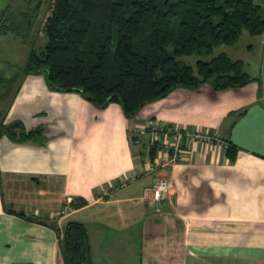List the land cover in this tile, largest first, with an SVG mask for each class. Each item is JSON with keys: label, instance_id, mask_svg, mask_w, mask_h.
<instances>
[{"label": "crops", "instance_id": "obj_1", "mask_svg": "<svg viewBox=\"0 0 264 264\" xmlns=\"http://www.w3.org/2000/svg\"><path fill=\"white\" fill-rule=\"evenodd\" d=\"M262 42L256 59L218 53L242 60L249 83L177 87L133 118L52 90L43 74L21 77L0 115L41 132L0 137V264H64L57 228L72 220L88 231L92 264H264ZM153 122L217 140L184 138L181 158L157 166L169 136ZM162 175L173 191L156 203Z\"/></svg>", "mask_w": 264, "mask_h": 264}, {"label": "trees", "instance_id": "obj_2", "mask_svg": "<svg viewBox=\"0 0 264 264\" xmlns=\"http://www.w3.org/2000/svg\"><path fill=\"white\" fill-rule=\"evenodd\" d=\"M41 4L37 0L31 9ZM21 16L31 20L33 14ZM17 21L2 14L0 35L25 34V21ZM42 30L44 49H28L21 77L43 74L52 90L76 91L100 108L117 102L133 118L177 87L209 82L224 89L252 81L244 62L226 53L199 58L195 67L183 57L234 45L244 30L264 33V12L255 0H52ZM39 132H28L20 121L5 124L0 115V137L26 140ZM57 229L64 264H92L84 224L72 220Z\"/></svg>", "mask_w": 264, "mask_h": 264}, {"label": "rangeland", "instance_id": "obj_3", "mask_svg": "<svg viewBox=\"0 0 264 264\" xmlns=\"http://www.w3.org/2000/svg\"><path fill=\"white\" fill-rule=\"evenodd\" d=\"M37 0H33V5ZM256 3L262 6L264 12V0H255ZM32 4V3H31ZM33 5L28 6V1L26 0H0V17L2 14H10L16 19L20 24L24 20L22 28L23 33L17 36L15 33H8V35H0V62H1V78H0V105L5 108L12 94L16 91L17 85L20 82L21 76L23 74L24 59L27 56L28 49L33 46L38 52L44 49L46 42L44 32L42 30V23L44 22L46 16L50 14V9L52 5V0H42L41 6L37 10V7L31 9ZM30 7L33 12L28 10ZM32 13L33 16L31 20H25L21 14ZM21 33V28L18 30ZM22 36V37H21ZM24 38V40H23ZM264 38V33L259 35H252L247 30H244L238 42L234 45H221L214 49L210 55L199 56H185L183 60L187 63L196 66V61L199 58L211 59L213 56L221 51L227 52L230 56L235 58L245 59L249 56L250 50L254 49L252 59L257 58L258 48L260 47L262 39ZM10 47L8 49H2L3 46ZM228 55V56H229ZM229 56V57H230ZM7 92V98L3 99V94Z\"/></svg>", "mask_w": 264, "mask_h": 264}, {"label": "built area", "instance_id": "obj_4", "mask_svg": "<svg viewBox=\"0 0 264 264\" xmlns=\"http://www.w3.org/2000/svg\"><path fill=\"white\" fill-rule=\"evenodd\" d=\"M152 129L157 133L166 134L169 136V141H165L163 146L165 155L156 162V165L167 164L166 162H176L184 154L185 149L183 145V139H195L211 142L217 140L214 135L207 132L195 130H182L177 126L165 125L159 123H152ZM173 191V183L169 175H162L157 177L154 184L150 188L151 200L156 203H161L163 200L168 198Z\"/></svg>", "mask_w": 264, "mask_h": 264}]
</instances>
